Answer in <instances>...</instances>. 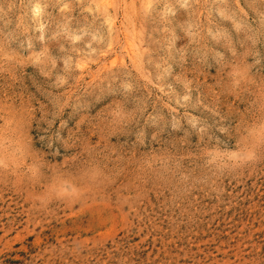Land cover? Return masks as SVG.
<instances>
[{"label": "rangeland", "instance_id": "1", "mask_svg": "<svg viewBox=\"0 0 264 264\" xmlns=\"http://www.w3.org/2000/svg\"><path fill=\"white\" fill-rule=\"evenodd\" d=\"M0 264H264V0H0Z\"/></svg>", "mask_w": 264, "mask_h": 264}]
</instances>
